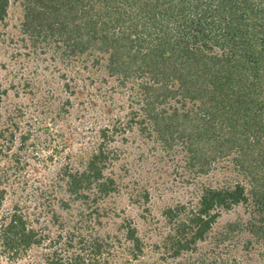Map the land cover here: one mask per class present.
Masks as SVG:
<instances>
[{"label":"rangeland","instance_id":"374dc122","mask_svg":"<svg viewBox=\"0 0 264 264\" xmlns=\"http://www.w3.org/2000/svg\"><path fill=\"white\" fill-rule=\"evenodd\" d=\"M37 1L10 0L0 22V189L6 190L0 224L15 205L43 235L60 232L53 225L52 212L79 225L88 217L86 235L109 237L113 245V255L102 257L99 264H264L257 248L264 214L256 210L252 196L231 210L220 209L204 240L172 255L179 237L176 228L186 219L188 208L173 224L166 220L167 209L178 205L191 209L207 188L233 189L239 183L251 194L257 184L264 185L253 181L235 150L219 159L214 134L197 143L203 134L192 141L188 131L181 133L184 120L187 130L202 127V118L192 107L198 108L205 98L186 102L172 90L165 99L163 67L142 60L141 55L132 59L135 51L123 48L119 60L98 47L73 53L75 41L83 43L88 29L79 31V20L71 22V16L60 28L57 9ZM118 62L124 63L119 73L113 70ZM171 66L164 69L170 71ZM144 83L153 85L151 91L158 96V103L150 107L145 104L149 95L141 90ZM143 126L148 128L141 130ZM103 129L111 135L105 149L115 152L104 175L115 181L116 189L101 200L107 211L102 225H95L92 209L83 212L87 201L65 194L66 178L61 180L60 175L100 146ZM226 144L230 143H224V149ZM199 152L213 161L200 167L196 160L202 155L193 159ZM61 200L70 207L62 206ZM49 203L53 211L47 210ZM130 227L142 243L137 257L132 252L135 244L127 237ZM49 242L21 260L1 255L0 264H35L45 262L42 253L58 250L66 258L74 252L75 246L68 248L65 239L52 249ZM250 242L254 245L245 248Z\"/></svg>","mask_w":264,"mask_h":264},{"label":"trees","instance_id":"16d2710c","mask_svg":"<svg viewBox=\"0 0 264 264\" xmlns=\"http://www.w3.org/2000/svg\"><path fill=\"white\" fill-rule=\"evenodd\" d=\"M37 2H45L46 7L48 5L54 10L57 9L56 13H60L62 18L60 28L62 25L63 29L65 23H69L67 16H71V22L79 20V31L88 29L85 41L83 43L75 41L74 51L71 49V52L77 53L79 49L84 51L87 47H98V50L111 51L113 59L119 60L123 48L127 52L135 51L136 54L131 56L132 59L141 55L142 60L149 61L158 68L163 67L162 72L165 75L161 80L165 83L161 84L159 79L156 81L166 87L168 93L164 95L165 99L172 90L175 95L180 94L182 100L186 102L205 98L203 102H199L198 108L192 107V111L197 110L202 118V127L191 126L187 130L188 120L181 118L178 119L184 120V125L180 126L184 128L181 133L184 135V130L188 131L192 141L198 137V134H203L204 136L195 140L197 143L210 140L209 136L212 138L214 134V141L221 146L216 149L219 152V159L227 158L235 150L247 169H250V174L254 176L253 181L257 183L261 180L263 183L264 0H38ZM9 3L10 0H0V22L7 15ZM99 59H96L97 63ZM168 63L173 64L170 65L172 68L170 71L164 69V67L170 68ZM123 64L118 62L113 70L119 73L120 65ZM175 80L177 81L172 83ZM140 86L141 90L149 95L145 100L146 107L158 103L156 92L153 94L151 91L153 85L144 83ZM204 93L206 95H203ZM177 102L180 104L179 100ZM185 112L184 114L182 111L188 116L191 111ZM198 114L195 116L197 117ZM179 116L176 115V118ZM145 121L146 119H141L144 125H146ZM146 126L141 130H146L148 128ZM167 126L173 128L172 123ZM108 132V129H103L100 134L102 140L100 146L85 159L80 158V164L60 175L61 180L66 178L63 188L65 194L70 195L71 199L84 198L87 201L83 212L92 209L89 214L90 216L94 214L95 225H102V218L107 211L100 205L101 200L116 189L115 181L104 175L110 155L115 156L113 150L108 152L104 147L111 138ZM226 142L230 144H226L224 149L223 145ZM196 150L193 149L194 152ZM198 157L200 159L197 162ZM239 157L238 162H240ZM193 159L200 167L210 164V160L213 161V158L201 152L196 153ZM259 172L263 174L260 179ZM256 188L260 189L259 192ZM253 190L251 189L249 194L248 189L239 183L233 189L207 188L199 202L191 209L188 205L167 209L164 213L166 220L173 224L178 214L188 208L186 219L176 228L179 237L174 240L175 250L172 255L178 256L181 250L190 249L192 244L204 240L212 224L219 217L220 209L231 210L234 205L248 202L252 196L256 210L264 214V185L257 184ZM5 192V189H0V209L3 206ZM61 202L62 206L70 207L63 200ZM48 205L47 210L53 211L54 205L51 203ZM27 216L18 205H15L11 214L2 217L0 256L5 255L14 261L21 260L33 250L39 252L47 239L50 240L48 246L51 249L65 239L68 248L75 246L74 252L66 258L58 250L47 255L42 253L45 262L40 260L35 261V264H99L102 257L108 258L113 255V245L109 242L111 241L109 237L93 238L86 235L84 229L88 228V217L83 223L79 221V225L73 219H66L52 212L53 225L60 232L43 235L39 229L29 223ZM260 226V230L263 231L256 240L260 256L264 258V218L261 219ZM127 234L135 244L132 252L134 257H137L142 253L141 239L131 227ZM252 244L254 245V242L248 243L245 248L249 249ZM188 263L192 264V262ZM232 263L236 264L234 261Z\"/></svg>","mask_w":264,"mask_h":264}]
</instances>
